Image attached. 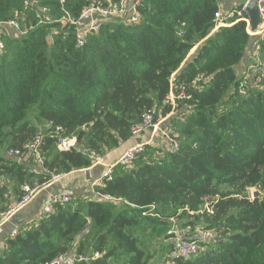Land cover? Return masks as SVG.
Here are the masks:
<instances>
[{"label": "trees", "instance_id": "16d2710c", "mask_svg": "<svg viewBox=\"0 0 264 264\" xmlns=\"http://www.w3.org/2000/svg\"><path fill=\"white\" fill-rule=\"evenodd\" d=\"M25 1L0 0V22L16 13L32 21L24 36L11 30L0 57V144L10 139V151L19 150L42 135L39 156H22L36 159L40 173L20 163L21 156H1L0 177L15 185L0 187V213L20 200L24 184L43 187L54 175L88 170L92 152L103 158L135 140L132 131L145 112H173L171 83L187 87L191 99L178 100L161 124L157 142L162 134L169 138L162 152L156 143L147 145L131 166L117 165L111 181L89 186L90 197L74 189V200L55 215H44L42 204L21 224L17 215L34 202L22 209L0 234V264H47L60 254L88 257L78 264H150L141 231L160 224L155 231L169 233L172 227L163 221L179 211L194 218L187 226L204 224L198 237L186 240L205 230L216 237L197 255H174L173 264H264V81L246 87L237 74L250 48L264 64V38L249 35L238 15L225 19L232 26L212 33L216 0H143L140 25L110 20L78 48L73 24L38 26ZM90 1L36 0L57 17L74 19ZM219 2L228 15L233 0ZM31 113L46 126L44 133ZM66 137H75L77 147L60 151L58 141ZM140 138L147 140L144 133ZM250 189L261 196L252 199ZM16 227L19 234L12 237ZM87 231L97 234L93 250L86 252L80 240L78 251H69ZM97 252L102 256L94 258Z\"/></svg>", "mask_w": 264, "mask_h": 264}, {"label": "built area", "instance_id": "2783aa9c", "mask_svg": "<svg viewBox=\"0 0 264 264\" xmlns=\"http://www.w3.org/2000/svg\"><path fill=\"white\" fill-rule=\"evenodd\" d=\"M62 5L65 3V0H60ZM143 0H92L88 2L81 11L80 16L77 19L72 18V16L66 13V16L57 17L51 8L43 7L37 4L36 0H26L24 3L25 8L31 9L34 12V16L38 26H46L53 25L55 23H70L73 24L75 29V39L76 46L78 48H83L89 37L95 34H98L106 22L110 20H121L124 21L125 24L138 26L141 24L143 20V15L140 11V7L142 5ZM218 1V9L215 13V23L216 26L213 29L212 33L217 31L221 27H230L233 24L226 23L225 19H229L234 17L235 15L239 16V21H244L247 24L246 30L247 33L251 36L260 35L264 38V0H258V9L259 15L262 19L263 23L261 24L259 31L253 33L251 31V22L246 15V7L252 1L255 0H233V9L229 10L228 15L224 14L225 4ZM241 8L240 10L238 8ZM21 14L16 13L15 17L8 22H0V53L4 52L6 49L5 38L9 35V31H15L18 35H26L28 33V28L24 29L22 25ZM185 26V23L182 24ZM183 34V32H181ZM260 49V46H257V50ZM204 75H200L194 82L202 81ZM244 85L247 87L250 84L244 80ZM264 81V64L261 71V74L256 77L254 82V86H259ZM242 95H246L247 91L245 88L241 90ZM172 106L173 112L168 114L167 116L156 115L154 110L145 112L142 115V123L133 129L132 136L134 139L140 138L143 133H150L151 136L149 139L145 140L141 138V143H137L130 147L125 151L123 155L119 158V160L115 164H106L104 158L92 152L91 156L94 159V165L90 168H94L95 166L104 167L105 170L102 171L99 176L96 178H92L88 180L87 183L93 189L97 186L103 185V183L107 181H111L113 179L114 169L117 165L123 167H129L133 164L135 160L144 152L145 147L147 145H151L155 135L158 131L161 130V124L167 120L177 107L178 100H190L191 95L188 92L187 87L179 86L176 87L174 83H171V91L169 96L167 97ZM185 119L183 118L182 121ZM61 130V128H58ZM43 136L38 135L36 138L25 144L23 149L19 150H11V154L15 156H23L26 152H34L39 156V147L42 143ZM172 144L174 146L175 151L179 148V143L176 140H172ZM57 147L60 151H69L72 148L77 147V139L75 137H66L60 138L57 144ZM61 175H54L52 181H58ZM42 187L39 186H31L30 184H24L21 186L22 197L20 200L16 202H10L7 208L0 213V234L3 233L5 225L11 223L12 219L16 217V215L29 204H31L34 199L39 194V191ZM76 196V192L74 189H64L60 193L52 195L44 204L42 208V213L44 215H55L59 209H65L68 204H70ZM100 197V194H97L96 199ZM101 197L108 201H114L115 199L110 195H101ZM5 199L9 200V194H5ZM19 234V228L16 227L12 231V237H16ZM216 233L212 230H205L200 233L199 239L197 240H186V239H178V242L175 243V254L177 257H190L197 255L202 248V243H208L215 239ZM101 257L99 252L95 253L94 258ZM88 257L85 255H68V254H60L54 260L47 264H78L82 262H86Z\"/></svg>", "mask_w": 264, "mask_h": 264}, {"label": "rangeland", "instance_id": "374dc122", "mask_svg": "<svg viewBox=\"0 0 264 264\" xmlns=\"http://www.w3.org/2000/svg\"><path fill=\"white\" fill-rule=\"evenodd\" d=\"M52 12H53V10H52ZM57 14L58 13H55V15H57ZM21 18L23 20L22 22H23L24 28L29 29L31 24H32V21L28 22L26 19V15H24V14L21 15ZM10 32H11V30L9 31V34H10ZM20 36H22V35L20 34L19 37ZM5 52L6 51L1 52L0 57ZM256 58H257V53L254 56L253 52L250 48L249 51H247L246 58L243 61V63L237 67L238 76L243 78V79H246L248 84L252 85V87H255L254 82H253L254 81L253 78L263 68V63L258 61ZM29 118L34 124H36L39 127L41 134L44 133L46 126L45 125H39L38 121L33 118L32 113L29 115ZM162 124H164V122ZM173 133H177V131L175 129H173ZM165 134L164 135L162 134L163 137L162 136L159 137L158 142H157L155 137L152 141L153 144L156 143L158 152H159V150H160V152L165 150L167 145H168L169 138H168V135H165ZM144 135L147 136V139H149L150 138L149 136H151L150 133H144ZM7 142L8 143H6V144H0V157L4 156L5 158H16L11 154L10 149L8 148L9 143H10V139ZM131 143H133V140L131 141ZM113 151H111V152H113ZM111 152H109L108 154H110ZM108 154L103 156L104 160L108 159L107 158ZM119 158H118V160H119ZM25 159H26V157L19 158V160H23V161H26ZM112 161H115V160H112ZM116 162H114L113 164H115ZM37 163L33 164V162H32L31 165L35 166V167L40 166V164H37ZM37 169H39V168H37ZM5 185L13 186L15 184H14V181L13 182L11 181V177L2 176V177H0V187L5 186ZM255 191H258V189H250L249 190V195L252 199H253V192H255ZM122 206H123L122 204L119 205V208H122ZM181 214H182V212L179 211L176 218L175 217L174 218H167L166 220L163 221L164 223L166 222L167 227H169V228L172 227L171 231L169 233H168L169 230L167 231V234H166V232H156L155 231V229L159 228L160 224H158V225L156 224L155 227H152V225H149L146 228L147 230L141 231V233H140L141 244H142V247L146 250L147 255H149V257H150V261H149L150 264H173L171 260H172V257L174 255H176L174 253V250H173V246H172L173 243L178 242V239H186V238L188 239V238L196 237V236L198 237L200 230L203 229L204 224L202 221H200V223H198L195 227L187 226V223H189L190 220H194V218H190L189 217L190 215H181ZM86 235H87V237H85V238L82 236L77 237L75 239V241L69 245V251H71V252L78 251L79 245L82 244L80 242V240L85 241L84 246H85L86 252L92 251L93 247H94V243H95L96 238H97V234L96 233H90L89 231H87ZM0 249H1V246H0ZM122 261H124V259H122L121 262Z\"/></svg>", "mask_w": 264, "mask_h": 264}, {"label": "crops", "instance_id": "0c3cea01", "mask_svg": "<svg viewBox=\"0 0 264 264\" xmlns=\"http://www.w3.org/2000/svg\"><path fill=\"white\" fill-rule=\"evenodd\" d=\"M138 139H141V138H137L133 140V143H131V141L127 142L121 145L120 148L108 154L107 155L108 159H105V163L113 164L114 162L118 161V158L121 155H123L126 150H128L130 147L138 143L137 142ZM25 160H28V159H25ZM31 160H32L31 162L29 161L25 162L23 160H19V162L24 165L26 164L31 171L40 173L37 167L31 165L32 162L33 164L34 163L36 164L38 161L36 159H31ZM112 160H115V161H112ZM100 168L101 170L99 171L97 176H99V174L105 170L104 167H100ZM85 171L86 170H81V171L72 172L70 174L61 175L58 181H53V182H50L48 185L43 186L41 190L39 191V194L37 195V197L34 199L33 201L34 203L32 202L33 204L31 203L32 204L31 206H29L28 208L23 210L21 213H19L15 221L16 222L20 221L22 222L21 224L23 223L27 224L30 220H32L36 216L37 210L39 209V207L41 208L42 204H44L52 195L60 193L64 189H69V188L78 189V192L82 193L83 196L90 197L92 195V191L89 188V184L87 183L88 180L86 178ZM11 181L13 182L12 179Z\"/></svg>", "mask_w": 264, "mask_h": 264}, {"label": "water", "instance_id": "95a60500", "mask_svg": "<svg viewBox=\"0 0 264 264\" xmlns=\"http://www.w3.org/2000/svg\"><path fill=\"white\" fill-rule=\"evenodd\" d=\"M257 2H258V0L252 1L246 7V15L251 22V31L253 33H257L259 31L261 24L263 23L262 19L260 18V15H259V9H258ZM137 142L140 144L141 139H138ZM100 170H101V168L99 166H95L91 170H89V169L86 170L85 175H86L87 180H91L92 178L96 177ZM260 196H261V194L259 191L253 192V199H256Z\"/></svg>", "mask_w": 264, "mask_h": 264}]
</instances>
